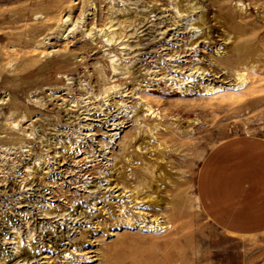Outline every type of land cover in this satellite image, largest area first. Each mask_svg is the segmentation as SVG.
<instances>
[{
	"label": "rangeland",
	"instance_id": "374dc122",
	"mask_svg": "<svg viewBox=\"0 0 264 264\" xmlns=\"http://www.w3.org/2000/svg\"><path fill=\"white\" fill-rule=\"evenodd\" d=\"M187 1L0 0L4 264L264 259L196 199L213 147L264 138V0Z\"/></svg>",
	"mask_w": 264,
	"mask_h": 264
},
{
	"label": "crops",
	"instance_id": "0c3cea01",
	"mask_svg": "<svg viewBox=\"0 0 264 264\" xmlns=\"http://www.w3.org/2000/svg\"><path fill=\"white\" fill-rule=\"evenodd\" d=\"M196 199L221 231L241 237L264 233V138L236 136L213 147L198 169Z\"/></svg>",
	"mask_w": 264,
	"mask_h": 264
},
{
	"label": "bare ground",
	"instance_id": "6f19581e",
	"mask_svg": "<svg viewBox=\"0 0 264 264\" xmlns=\"http://www.w3.org/2000/svg\"><path fill=\"white\" fill-rule=\"evenodd\" d=\"M185 5V10L186 11H194V10H196L197 9V7H196V3H193V0H188L187 1V3L186 4H184ZM176 8H177V5L175 6ZM178 13V12H177ZM108 21H107V24L109 25V27H113L114 25H116V24H118V25H120V23H113L114 22V18L112 17V16H109L108 18ZM114 34V33H113ZM115 34L117 35V34H121V31H118V32H115ZM192 70L194 71V73H196V72H199L200 73V75H205V69H203V68H201V66H199V65H194L193 66V68H192ZM235 74V77H236V80L238 81V83L236 84H234L233 85V89H239V88H241V87H243L245 84H246V80H247V78H246V76H245V74L244 73H241V72H239V73H234ZM231 85V84H230ZM203 89L206 91V92H209L210 94H212V95H214V94H218L220 91H221V89L220 88H216V87H207V86H205V87H203ZM151 109L148 107V111H150ZM120 124V123H119ZM158 127V125L156 126V127H154V130H155V128H157ZM158 129V128H157ZM156 129V130H157ZM155 133H152V135H154ZM150 184H148V186H147V188L148 187H150L149 186ZM128 192H131V191H128ZM138 195V192H136V193H133V192H131L127 197H132L131 198V202H133V204H136V200L138 199V197H137V195ZM142 200V202H144V198H142L141 199ZM147 201H151V202H153L154 201V199H153V197L151 196V195H148L147 196ZM135 206V205H134ZM157 227H159V225L157 224L156 225ZM16 242H17V246L19 247L20 246V242H19V239L18 238H16ZM6 260L7 259H4V258H2V259H0V264H4L5 262H6Z\"/></svg>",
	"mask_w": 264,
	"mask_h": 264
}]
</instances>
